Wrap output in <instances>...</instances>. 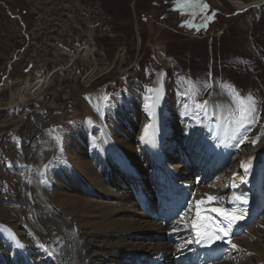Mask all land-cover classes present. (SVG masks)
<instances>
[{
	"label": "rangeland",
	"instance_id": "rangeland-1",
	"mask_svg": "<svg viewBox=\"0 0 264 264\" xmlns=\"http://www.w3.org/2000/svg\"><path fill=\"white\" fill-rule=\"evenodd\" d=\"M169 3L0 0V203L19 204L20 188H13L10 178L22 166L17 156L34 147L36 140L51 143L56 150L54 162L70 156L76 163L72 134L80 131L85 119L84 123L93 125L92 118L81 116V109L93 104L101 117H118L128 110V101L153 95L146 89H155L157 83L163 93L162 110L170 109L171 121L180 122L177 112L183 111L184 103L196 109L194 101L226 104L227 118L234 105L219 83L228 82L241 96L251 93L259 102L260 119L248 126L247 136L264 129V4L237 14L227 0H174V11ZM93 69L98 78L84 84ZM44 78L45 89L36 100L12 103L11 93L18 87L30 89ZM205 83L212 86L205 88ZM140 105L133 114L149 118ZM215 116L209 117L210 123ZM202 125V119L193 124L195 129ZM226 128H230L228 119ZM183 133L181 127L176 128L163 143L176 158L187 150L177 144ZM205 143L211 147L209 138L202 144L192 141L194 148ZM215 148L219 146L213 147L214 153ZM175 162L166 160L165 164ZM6 208L0 205L1 212ZM13 211L17 209H8L9 214ZM22 231L17 230L18 237ZM9 241L0 233V253Z\"/></svg>",
	"mask_w": 264,
	"mask_h": 264
},
{
	"label": "bare ground",
	"instance_id": "bare-ground-1",
	"mask_svg": "<svg viewBox=\"0 0 264 264\" xmlns=\"http://www.w3.org/2000/svg\"><path fill=\"white\" fill-rule=\"evenodd\" d=\"M227 1L239 11L264 4V0L250 2L251 4L240 0ZM96 72L95 69L91 70L85 76L84 84H90L96 80L98 78ZM45 85L46 78L36 80L30 89L18 87L14 91L15 94L11 93L12 103L13 100L15 104L36 100L45 89ZM155 89H159L158 84ZM155 94L154 92L153 96ZM161 104L160 98L153 109L152 120L147 123L152 127L148 130L145 142H142L140 137L145 134L146 124L140 126L136 120H133L125 126V121L121 124L118 120H107L106 115L93 121L92 127L94 131H97L92 134L93 144L97 147L94 150L76 148L77 160L76 163L73 162V166L78 170V175L74 172L67 175L63 172L54 175L57 170L53 162L56 150L44 138L41 141L36 140L35 146L23 152L21 157L18 155V161L23 165L24 172L19 171L16 176L10 178V182L13 188L16 186L20 188L21 193L17 194L16 201H19L21 207H11L0 203L8 207L7 211H0V224L5 225L6 222L11 221L7 228L12 231L20 229L22 225L28 226L35 233V238L28 243L22 241L21 244L24 247H19L18 255L12 256L9 261L1 260L0 253V264H16L17 262L25 264L26 248L33 253L38 264H51L44 250L38 247V243H43L46 248L55 250L58 255L55 264H126L130 258L152 259L158 254V260L162 264H174L177 255L186 247L182 236L183 226L187 217L195 215L196 201L191 204L192 211H187L184 221L169 223L171 240L169 241L168 230L158 222H151L150 218L133 203L130 183L134 181L138 196H149L156 190L159 200H164L175 198L180 193L176 181L179 177L182 180L188 178L185 169L190 168L194 162L203 163L210 154L202 153L201 150H189L186 154H179L176 159L172 149H163L162 142L165 137L179 127L184 131L177 143L182 148L193 140L201 144L206 138L204 133L209 126L206 132L214 143L221 146L219 154L222 159H225V169H229L224 171L220 179L229 185L228 179L234 174L237 178L243 176L245 180L248 179L245 187H250L255 182L260 187L264 181V167L261 166V163H264V129L248 135L249 140L258 138L255 144L245 141L243 145L236 148L234 145L237 141L227 138L228 107L226 104L209 102L207 111L216 114L214 123H210L208 114L201 116L195 114L192 119L205 120L204 125L197 129L194 128L193 121L182 112H177L179 123L171 121L172 118L169 115L163 120ZM78 107L82 108V105L78 104ZM95 109L96 107L91 104L85 109L86 112L84 108L81 109V116L94 120L96 119ZM139 118L143 119L140 114L135 116V119ZM125 119V117L120 118V120ZM166 120L167 127L164 125ZM85 121L82 122L83 125L86 124ZM71 136L69 138H72ZM73 138L75 140L74 135ZM104 138L109 140L113 153L118 156V161L107 154L108 148L104 145ZM76 142L79 145L87 143L81 138H78ZM223 144H225L224 148H222ZM223 150L227 152L224 153ZM52 151L54 152L51 157ZM239 152L242 156L240 160L237 159ZM10 153L13 158L14 151L11 150ZM174 159L177 161L173 165L166 166V160ZM249 159H251L250 171L247 176H244L241 162H247ZM47 164L50 166L45 168ZM41 169L43 174L46 171L49 181L56 184V187H60V190L56 188L47 196L41 193L39 186L47 183L43 178L39 181L35 173ZM217 169L218 167H214V170ZM117 178L119 183H116ZM41 181L45 182L41 183ZM205 193L220 195V189L201 186L194 190V197L199 200L205 197ZM263 201L264 198L259 201L261 210L256 208L253 212L256 218L242 229V235L233 241L237 247L234 248L230 257L234 259H227L222 264H264ZM149 207L147 205L145 209L148 210ZM9 208H16L17 211L9 214ZM174 228L176 231H173ZM160 236L163 237L162 241L155 239Z\"/></svg>",
	"mask_w": 264,
	"mask_h": 264
},
{
	"label": "snow or ice",
	"instance_id": "snow-or-ice-1",
	"mask_svg": "<svg viewBox=\"0 0 264 264\" xmlns=\"http://www.w3.org/2000/svg\"><path fill=\"white\" fill-rule=\"evenodd\" d=\"M206 8V5H203ZM211 19V17H208ZM211 78V74H210ZM211 83H205L204 87H211ZM219 86L229 95L234 107L231 109L229 116L227 117L230 128L227 129L228 139L235 140L237 143L234 147L239 148L241 145L248 141L249 143L255 144L257 139L249 140L247 132L251 130L248 126H254L260 119L259 109L257 107L258 100L251 94L248 93L246 96H241L239 91L229 84L228 82L219 83ZM148 93L155 92V96L147 95L145 96V109L148 111L149 116L152 115V109L155 104L159 102L162 97L161 89H152L147 88ZM105 101L108 100V97L103 98ZM195 108L201 112H207L208 101L203 103H195ZM219 107V106H217ZM152 127L149 124L144 126V135H141L140 139L142 142L146 141L149 128ZM214 135H217L214 133ZM150 139V138H149ZM57 143L60 141V137H56ZM251 159L247 162H241V168L244 170V176H247L250 171ZM50 165H45V168ZM43 175V173H41ZM241 181H244V177H240ZM45 181H41L44 183ZM232 187L235 188L236 184L233 182ZM204 196L206 199L196 200L195 202V216L187 217L191 221V231L195 236L194 241H188L187 243H196L199 245H206L211 247L217 241H223L224 243L230 244L232 248L237 246L232 243L230 234L233 230L235 223L243 219L244 211L243 209L238 208H224V207H213L211 206L213 202H220L224 200L223 196H214L209 193H205ZM242 202L247 204L248 200L244 194L233 195L229 198L228 203ZM188 212L192 211V205L189 204ZM186 219L185 215L181 214L180 220L184 221ZM187 226V225H186ZM173 231H176L174 228ZM0 233L6 234L7 238L14 241L17 247L23 248L24 245L19 242L16 237V234L12 232L11 229L7 228L5 225L0 224ZM227 238V239H225ZM38 247L48 253L49 256L52 255V252L45 247L43 243H38ZM251 255V254H249ZM228 259H234V257H228Z\"/></svg>",
	"mask_w": 264,
	"mask_h": 264
}]
</instances>
